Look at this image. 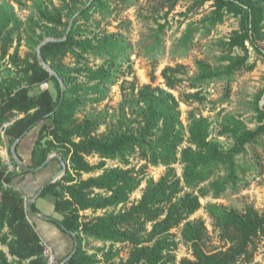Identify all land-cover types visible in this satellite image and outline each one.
Listing matches in <instances>:
<instances>
[{"label":"trees","instance_id":"obj_1","mask_svg":"<svg viewBox=\"0 0 264 264\" xmlns=\"http://www.w3.org/2000/svg\"><path fill=\"white\" fill-rule=\"evenodd\" d=\"M208 1L214 2V9L204 19L207 24L223 23L228 15L239 18V28L221 42L220 58L226 63L217 68L199 60L198 73L188 78L183 77L184 65L165 67L161 73L165 86L152 83L141 86L136 95L126 97L121 104L123 113L129 104L133 116L128 118L123 114L116 125L110 124L100 132V127L106 124L102 113H87L83 117L78 113L87 100L101 101L108 88L116 84L119 58L127 49L120 34L90 36L83 27L92 18L96 6L109 9L107 0H93L84 9L89 0L86 3L70 0L61 8L39 4L27 23L13 5L0 0V63L7 61L17 69L16 76L5 79L0 71V128L8 123L3 127L4 141L10 146L14 165L10 170L0 157V244L7 246L12 256L10 260L0 247V264H47L41 238L28 218L25 193L14 186V181L30 173H49L51 178L57 172L50 168L56 163L60 169L62 166L54 158L38 173L23 171L18 169L11 154L14 141L35 128L37 136L29 165L39 167L54 152L68 163L67 172L40 194L54 196L55 210L63 215L62 225L58 226L73 243L71 232L77 235V249L66 264H115L112 260L120 253L116 248L118 243L131 246L128 257L118 264H177L175 250L179 240L172 230L179 227L181 238L191 246L193 255L182 258L179 264H263L254 260L259 244L264 243V211L252 205L240 211L208 203L206 210L213 225L228 244L219 251L205 249L209 237L205 220L190 219L203 207V197L210 194L219 197L237 182L236 155L244 152L247 144L259 143L264 137V109L259 105L264 90L256 101L258 119L262 122L258 127L250 129L236 116H225L223 134L234 138V145L228 150L211 137L209 118L194 110L189 111L188 126L184 129L181 99L173 92L179 84L188 80L191 88L198 89L216 78L230 81L237 71L254 69L255 63L249 62L250 47L264 56V0H198L197 3L204 5ZM177 2L170 0L169 9ZM78 11L67 38L48 42L41 48L43 58L64 80L66 88L62 94L59 80L39 63L35 49L47 36L64 37L70 25L64 17L71 19ZM23 32L33 48L32 55L27 57L19 55ZM190 34H186L185 40ZM89 54L101 58L104 64L91 66ZM69 55L75 58V66L66 62ZM80 76L85 80L80 81ZM50 81L56 85L57 97L48 88L31 94L33 88ZM182 97L185 102L205 100L200 90L184 93ZM19 145L20 142L17 152ZM135 155L146 161L140 169L129 166L130 158ZM92 156L99 161L92 163L89 159ZM108 159L123 166L108 167ZM176 164L183 165L181 175ZM148 165H163L166 170L159 179L147 177ZM97 171L101 173L93 175ZM221 171L226 173L221 175ZM84 174L91 175L84 178ZM143 181L146 186L141 198L127 206ZM88 210L93 216L85 213ZM33 211H38L35 204ZM99 211L102 213L97 214ZM90 240L108 243L98 249L103 252V259L89 252Z\"/></svg>","mask_w":264,"mask_h":264},{"label":"rangeland","instance_id":"obj_2","mask_svg":"<svg viewBox=\"0 0 264 264\" xmlns=\"http://www.w3.org/2000/svg\"><path fill=\"white\" fill-rule=\"evenodd\" d=\"M3 1L13 5L19 17L26 23L28 19L36 14V8L39 4L61 8L65 2H70V0ZM87 1L82 0L84 3ZM107 2L109 9L103 10L96 6L93 10L92 18L89 22L83 23V27L86 29V34L90 36L96 33H102L103 35L106 33H118L127 43V49L123 53L124 56L119 58L120 63L117 68L116 84L108 88L106 97L101 101L95 103L90 99L87 100L78 113L80 117L87 113H102L105 116L106 124L100 127V132H104L110 124L116 125L123 114L128 118L133 116L129 104L126 105L124 113L122 112L121 104L126 97L136 95L141 86L149 83H152L153 86H165L164 78L161 74L165 67L178 64L184 65V78L195 76L198 73L197 61L202 59L217 68L221 67V65L226 63L220 58L223 54L221 42L228 40L233 31L239 28V18L233 15H228L223 23L215 26L205 22V17L210 15L214 9L213 1L199 5L197 3L198 0H178L172 9H169L170 0H107ZM71 19L67 16L64 17V20L69 23ZM190 32V37L185 40L186 34ZM13 50L14 47L11 52ZM32 51V44L29 43L28 37L23 32L19 55L27 57L32 55ZM236 52L242 53L240 50H236ZM87 59L90 65L94 67L104 64L101 58H95L91 54L87 55ZM74 61L75 58L72 55L66 58V62L70 66L76 65ZM249 62L255 63L254 69L249 71L245 69L239 70L230 81L226 78H216L203 83L198 89L191 88L188 80L179 84L178 88L173 92L181 99L180 105L185 130L188 126V113L194 110L196 113L209 118L212 124L211 137L220 141L223 148L228 150L234 145V138L228 133L223 134V124L225 123L224 118L226 115H233L243 120L250 129H255L262 123L258 119L256 101L259 93L264 90V56L250 47ZM0 71L2 79H5L16 76L17 69L11 67L6 61L0 63ZM79 80L84 81V76H80ZM46 88L50 89L55 97L58 96V91L53 81L33 88L31 94H37ZM197 90H200L205 96L204 101L185 102L183 100L182 95L184 93ZM260 102H262L261 106L264 109V94L259 100V105ZM36 136L37 129L35 128L24 137L19 148L21 154H23V151L27 152L28 149L29 152L26 154L31 152ZM0 139V157L6 162L7 158H11L10 146L2 138ZM186 144L184 143V145ZM89 159L92 163L99 161L96 156L89 157ZM236 160L239 166L237 182L228 186V189L219 197H214L212 194L203 197L201 199L203 207L190 217L191 220L197 218L205 220L209 231V237L205 244L207 251H219L228 247V244L220 238L219 231L214 227L213 220L206 210L208 203L223 204L240 211L252 205L257 210L264 211V137L261 138L259 143L247 144L246 150L236 155ZM107 161L108 167L123 166L116 160L108 159ZM145 163V160L135 155L130 158L129 166H135L136 169H140ZM176 168L181 175L183 165L176 164ZM50 169L52 172L61 170L58 163ZM165 170L166 167L163 165H148L145 168L146 176L155 179H159ZM100 173L101 171H97L93 175ZM225 173V171H221V175ZM90 175L84 174L83 177L87 178ZM145 186L146 182L143 181L141 186L132 193L127 206L141 198ZM54 199V196L50 193L40 196L38 203L43 213L52 214L55 212ZM85 213L93 216L91 210ZM101 213L102 211H99L97 214ZM30 216L33 218V212H30ZM172 231L179 240V246L175 250L177 264L184 257L193 258L191 246L181 238V227ZM107 244L90 240L87 243V249L90 253H97L99 258L103 259V252L98 249ZM0 247L4 249L9 259L12 260L8 247L2 244H0ZM116 248L120 249V253L112 260V263L118 264L121 259L128 257L131 246L125 243H118ZM73 249L74 243L72 242L64 252L70 251L71 254ZM254 261L264 264L263 242L259 244ZM100 264H104V262ZM238 264L249 263L241 262Z\"/></svg>","mask_w":264,"mask_h":264},{"label":"crops","instance_id":"obj_3","mask_svg":"<svg viewBox=\"0 0 264 264\" xmlns=\"http://www.w3.org/2000/svg\"><path fill=\"white\" fill-rule=\"evenodd\" d=\"M0 137L4 140V132H2L1 130H0ZM21 140H20V145L18 147V154L24 161H26L29 164L32 149L31 152L28 154L26 153L29 152V149L27 152L23 151L22 152L23 154H21L19 150L21 143L23 141ZM49 177H50L49 173H44L41 175H36L31 173L26 175H20L15 179L14 186L25 193L26 199L28 201L33 195H35V193L40 189L43 183H45V181L48 180ZM39 198L40 196L37 197L36 201L34 202V204L38 208V211H36L38 215L34 213L35 211H30L28 209L30 212H33V218L30 216V212L28 214V218L35 227L40 238L46 240L49 244L53 246L57 259L60 260V262H62L70 255V251L69 252L67 251L64 252V251L66 248L69 247L70 244H72V239L68 234L64 233L58 226L59 225L58 222L63 217L62 213L57 212L55 210V207H54L55 210L54 213L52 214L43 213L38 203ZM43 215L49 216L50 218L49 219L45 218Z\"/></svg>","mask_w":264,"mask_h":264},{"label":"water","instance_id":"obj_4","mask_svg":"<svg viewBox=\"0 0 264 264\" xmlns=\"http://www.w3.org/2000/svg\"><path fill=\"white\" fill-rule=\"evenodd\" d=\"M93 0H89V2L84 6L82 7V9L88 7L91 3H92ZM80 11H78L76 14H74V16L72 17L71 21H70V25H69V28L67 30V32L65 33L64 37L62 38H56V37H52V36H47L45 37L39 44L38 46L36 47V54H37V58H38V61L39 63L46 69L49 71L50 73V76H55L58 80H59V83L61 85V93L63 94L64 93V90H65V85H64V80L59 77V75L57 74V72L51 67V65L49 63L46 62V60L43 58L42 56V53H41V48L44 44L48 43V42H58V41H62V40H65L67 38V34L70 30V27H71V24H72V21L73 19L78 16ZM262 102H260V107L262 108ZM24 135H22L21 137H19L18 139H16L14 141V143L12 144V147H11V154H12V157L14 158L15 162L17 163V166L19 169L23 170V171H30V172H33V173H38L40 172V170L48 163L50 162L52 159L54 158H57L60 163H61V170L59 172H57L55 175H53L51 178H49L47 181H45V183H43V185L40 187V189L35 193V195H33L28 201H27V206H28V209L30 211H33V204L34 202L36 201L37 197L40 196V194L43 192V190L50 184L56 182L57 180H59L68 170V164L67 162L64 160V158L58 154V153H52L50 154L47 159L39 166V167H33L31 165H29L26 161H24L18 154L17 152V145L18 143L20 142V140L22 139ZM35 214L38 215L37 212H34ZM45 218H50L49 216H46V215H43ZM60 225H62L60 223V221L58 222ZM71 235L73 236V240H74V249L73 251L71 252V254L65 259L62 261V264H66L67 261L70 259V257L73 255V253L76 251L77 249V245H78V241H77V235L76 233L74 232H71Z\"/></svg>","mask_w":264,"mask_h":264},{"label":"built area","instance_id":"obj_5","mask_svg":"<svg viewBox=\"0 0 264 264\" xmlns=\"http://www.w3.org/2000/svg\"><path fill=\"white\" fill-rule=\"evenodd\" d=\"M7 125H8V123L4 124L0 128V130L2 132H4L3 131V127H6ZM6 163L9 165V169L10 170H13L14 169V165L11 162L10 159L7 158L6 159ZM40 243L43 246V254H44V257L46 258L47 264H62V262H60L57 259L56 254H55V250H54V248H53V246L51 244H49L46 240H43V239H41Z\"/></svg>","mask_w":264,"mask_h":264}]
</instances>
